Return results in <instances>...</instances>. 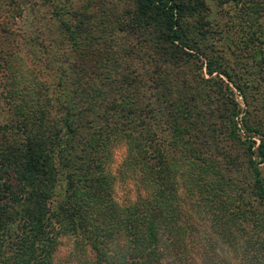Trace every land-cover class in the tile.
Segmentation results:
<instances>
[{
  "label": "trees",
  "instance_id": "1",
  "mask_svg": "<svg viewBox=\"0 0 264 264\" xmlns=\"http://www.w3.org/2000/svg\"><path fill=\"white\" fill-rule=\"evenodd\" d=\"M52 2L0 0V264H231L219 241L264 264L263 228L220 159L223 125L205 122L216 80L185 71L187 20L205 36L206 2L79 12L65 0L68 20L27 8ZM259 155L249 166L264 197V142ZM118 178L134 198L119 199Z\"/></svg>",
  "mask_w": 264,
  "mask_h": 264
},
{
  "label": "rangeland",
  "instance_id": "2",
  "mask_svg": "<svg viewBox=\"0 0 264 264\" xmlns=\"http://www.w3.org/2000/svg\"><path fill=\"white\" fill-rule=\"evenodd\" d=\"M42 0H39L41 2ZM52 5L31 4L30 10H40L42 12H54L61 20H68L66 14L69 2L65 0H51ZM73 3L71 9L79 12H91L100 7L120 11L124 7L132 8V0H70ZM90 1L97 2L91 8L87 6ZM206 2L205 15L209 24L206 25V35L202 36L200 25L196 18L188 19L187 23L191 28V34L195 36L192 47L195 51L193 64L186 71L190 75V70L201 72L206 78H213L216 84L210 82L204 89L210 91L214 116L208 115L210 119L205 122H220L223 125L222 133H216L215 138L220 140L225 154L220 157L223 165L227 168V174H233L238 178L235 187L246 199V205L253 211L256 223L263 229L264 233V197L259 195L254 185L251 175L250 161L259 162V147L264 142V0H257L249 3L247 0H204ZM9 4V1H5ZM90 8L89 10L87 9ZM35 12V10H34ZM98 23L97 20L91 21ZM23 30H29L25 21H21ZM61 22L55 23L59 26ZM50 26V24H49ZM209 48L206 50L208 56L205 58L196 55L197 48ZM202 62H206L203 65ZM212 66L216 72L209 74L208 66ZM219 81V82H217ZM179 84L181 82H178ZM178 84V85H179ZM198 104L202 102L203 96L198 94ZM198 108H201L199 105ZM180 122H184L182 113ZM178 114V115H179ZM215 130V129H214ZM214 130H210L213 133ZM213 146V145H212ZM252 147V153L250 151ZM115 154L114 170L118 169L123 155L124 148H118ZM216 153L214 152V155ZM179 155H177L178 157ZM221 161V162H222ZM264 175V163L259 165ZM231 170V173H229ZM183 184V183H182ZM117 195L120 200L125 201L136 196L133 184L118 178L116 182ZM182 192H187L183 189ZM218 250L222 251L225 259L231 264H248L244 260L234 257V251L219 241ZM69 252L67 246L60 250V257L64 258ZM264 256V255H263ZM264 259V257H262ZM226 264V263H225Z\"/></svg>",
  "mask_w": 264,
  "mask_h": 264
}]
</instances>
